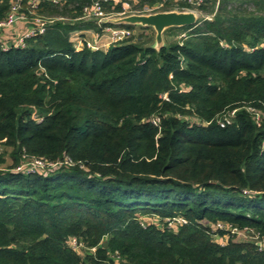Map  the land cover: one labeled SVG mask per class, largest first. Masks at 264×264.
<instances>
[{
  "label": "trees",
  "instance_id": "obj_1",
  "mask_svg": "<svg viewBox=\"0 0 264 264\" xmlns=\"http://www.w3.org/2000/svg\"><path fill=\"white\" fill-rule=\"evenodd\" d=\"M31 1L18 14L51 19L44 31L23 46L0 33L12 159L0 168V264H264L254 239L228 230L264 234V0H205L194 24L163 31L179 39L155 48L138 33L106 50L71 40L101 33L81 18L95 0ZM100 1L105 12L190 7ZM15 2L0 0V21ZM36 159L53 165L30 170Z\"/></svg>",
  "mask_w": 264,
  "mask_h": 264
},
{
  "label": "built area",
  "instance_id": "obj_2",
  "mask_svg": "<svg viewBox=\"0 0 264 264\" xmlns=\"http://www.w3.org/2000/svg\"><path fill=\"white\" fill-rule=\"evenodd\" d=\"M103 1H107V0H103ZM114 1H120V0H114ZM174 1H178V0H174ZM189 4L190 7L187 8H183L180 11H184V12H194L196 14V16L199 15V13L197 12L196 8L197 6H199L201 3H203L205 0H186ZM215 1V5L216 7L218 6V4L220 3V0H214ZM20 0H16L15 3H13L10 13L8 14V16L0 21V33H5L6 30H8L9 28H11L12 26H14L15 22L17 21H22L23 23H26L27 25L21 29H17L15 30V32H10V34H12L13 36H10L9 39H11L14 44V46H23L24 45V40L25 38L34 36L38 33H42L45 29V26L47 24V22L52 21L51 19H44L38 16H35L32 18L31 23L27 21L26 17L23 15V13L18 14V10L20 8L19 5ZM38 0H32L31 1V5L32 7H35L37 4ZM163 4L162 3H155L152 6H144L142 9H132L129 2L125 1L122 3V10L120 12H105L102 6V2L100 0H95L93 2V4L89 7H84L83 9V15L81 18L84 19H91L93 18L96 21V24L102 29V32H107L109 33V43H114L117 41H121L129 36H131L132 34H134V29H130L128 27L125 26H106L103 25L105 22H110V17L111 16H126V15H130V14H151V13H155V12H160L163 11L162 9ZM175 11H178L175 9ZM206 18H210L211 15H205ZM109 19V20H108ZM101 33H98L97 31H95V36L96 38H98L100 36ZM184 36V35H183ZM9 45V42L4 41L2 43L1 48L3 50H5ZM84 45L92 48V49H99V45H97L95 42H92L86 38H82L80 40V42L78 44H74V47L76 50L81 49ZM251 110H253L251 108ZM232 112H230V114H232ZM258 118V116L256 117ZM155 122V121H153ZM224 122H229V118L225 117L224 118ZM223 121H220L219 123L221 125L224 124ZM66 161H70V159L68 158ZM45 164L48 165H53L52 163H45L44 161L40 160V159H36L34 160V162L30 163V170H32V168L39 166V167H43ZM17 169H20L19 167ZM168 222V226L170 227H176L177 224L180 223H184L185 220L181 217H172V218H167L166 219ZM215 228H219V229H227L225 228L224 224L222 223H217ZM228 230L231 231L232 233H235L237 235H241V236H245V237H251L252 239L255 240L256 244L258 245L259 249H264V234H259L258 232H254L252 230H237L236 228H232V227H228ZM69 245L75 249H80L82 247V243L79 242L76 238L72 237L70 238L69 241ZM94 248H92L91 250H93Z\"/></svg>",
  "mask_w": 264,
  "mask_h": 264
},
{
  "label": "water",
  "instance_id": "obj_3",
  "mask_svg": "<svg viewBox=\"0 0 264 264\" xmlns=\"http://www.w3.org/2000/svg\"><path fill=\"white\" fill-rule=\"evenodd\" d=\"M197 16L194 12L160 11L151 14H130L110 19L113 24H132L150 26L155 31L154 47L159 48L164 42L163 31L168 27H180L194 24Z\"/></svg>",
  "mask_w": 264,
  "mask_h": 264
},
{
  "label": "rangeland",
  "instance_id": "obj_4",
  "mask_svg": "<svg viewBox=\"0 0 264 264\" xmlns=\"http://www.w3.org/2000/svg\"><path fill=\"white\" fill-rule=\"evenodd\" d=\"M125 16V15H124ZM118 17H122V16H111L110 19H113V18H118ZM198 17V16H197ZM109 20V19H108ZM96 22V21H95ZM109 22V21H108ZM150 27V26H149ZM17 28V25H14L10 30H7L3 35L2 37L4 39H6L7 41H9V38L10 36H13L12 34H10L11 30L13 32H15V30ZM93 31V30H92ZM138 33H145V34H149L151 36H153V44L155 43V31L153 30V28H142L140 27V25H135L134 26V35L137 36ZM75 33H72V35H74ZM183 35H185V32L184 31H176L175 35H171V34H162V38H163V42L165 40H169V39H174V38H177L179 39L180 37H182ZM165 39V40H164ZM0 168H5L7 166H9L11 163H12V159L11 157L9 156V153L6 152V148H4V146L0 143ZM142 221H145V222H150L149 218L144 216L141 218ZM219 239V238H218Z\"/></svg>",
  "mask_w": 264,
  "mask_h": 264
},
{
  "label": "crops",
  "instance_id": "obj_5",
  "mask_svg": "<svg viewBox=\"0 0 264 264\" xmlns=\"http://www.w3.org/2000/svg\"><path fill=\"white\" fill-rule=\"evenodd\" d=\"M14 25H17V28L21 29V28L25 27L27 24L23 23L22 21H17V22H15ZM11 28H9L8 30H10ZM92 30L93 29H80V30L73 31L72 33H75L74 35H72V33H71V40L73 41V44H75V43L78 44L82 38H86L92 42H95L97 45H99V49L106 50L108 48V46L110 45L109 33L102 32L100 34V36L98 38H96V36H95L96 30H93V31ZM11 32H12V30H11Z\"/></svg>",
  "mask_w": 264,
  "mask_h": 264
}]
</instances>
